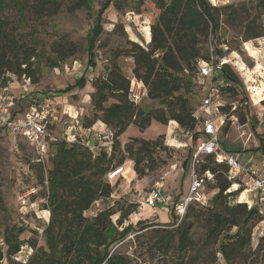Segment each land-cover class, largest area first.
Here are the masks:
<instances>
[{
  "label": "trees",
  "instance_id": "trees-1",
  "mask_svg": "<svg viewBox=\"0 0 264 264\" xmlns=\"http://www.w3.org/2000/svg\"><path fill=\"white\" fill-rule=\"evenodd\" d=\"M91 1L0 0V88L8 86L11 81L8 73L17 79L25 77L32 83L38 81V44L29 32L22 33L20 30L28 22L25 12L38 21L56 15L63 2L70 11H74L81 7L90 9ZM150 1L158 10V15L150 24L149 41L144 46L127 40L126 52L132 58L133 78L123 74L115 53L104 74L91 79V114H85L81 119V128H90L97 121L102 122L113 136L112 146L109 149H93L79 135L71 140L54 137L49 141V151L45 157L49 166L29 164L40 188L37 195L41 200L40 209L48 213L41 231L44 243L38 244L37 231H33L35 236L21 240L19 234L24 227L18 224L0 229V264L4 260L7 264H129L126 257L114 253L112 249L134 227L127 224L119 229L111 219L116 211L110 208L100 210L91 217L84 213L97 200L111 195L113 187L105 179L109 169L129 158L137 178H142L154 170L158 153L165 150L160 141L162 135L149 139L129 137L121 149L118 138L128 126L135 125L143 130L152 120L165 125L168 121H174L182 129L192 131L196 138L200 131H194L197 119L186 93L190 89V76L195 72L194 62L205 56L203 44L219 31L218 18L221 14V8L211 6L208 0ZM110 5L111 0H104L98 7L87 40L89 53L103 31V15ZM257 5L264 6V0H258ZM10 6L18 9L17 21L8 17ZM261 35L263 29L256 18L247 19L241 34L243 41ZM52 52L56 61H63L73 56L77 47L75 43L64 39L52 45ZM88 62L94 63L92 58ZM222 72L230 83L222 86L221 90L236 96L238 86H243L242 77L229 63L222 66ZM134 80L144 85L147 98L158 101L159 107L147 110L130 100L129 91ZM260 104L264 105V99ZM221 109L230 111L229 106ZM246 116L245 113L239 115V122L245 123ZM260 148L264 155L262 143ZM190 157L188 153L183 167L187 166ZM199 169H209L213 173L211 187L216 190L213 198L205 204H189L183 220L176 224L174 219L172 222L176 226L158 235L153 245L166 256L173 243L177 257H172L171 264L203 263L204 247L207 245L213 248L208 264L216 262V252L222 255L227 264H264V234L255 249L250 251L252 229L261 217L246 202L229 203L228 198L235 197L243 189L226 192L231 185L225 176L227 164L215 163L213 156L207 154ZM129 171V167H126L122 173L127 174ZM194 205L203 210L190 219ZM168 208L173 216L172 206ZM0 209L5 211L1 193ZM131 211L119 210L118 225ZM201 219L205 230L203 245L192 234L194 220ZM23 244L28 245L31 252L25 261H19L14 256Z\"/></svg>",
  "mask_w": 264,
  "mask_h": 264
},
{
  "label": "rangeland",
  "instance_id": "rangeland-1",
  "mask_svg": "<svg viewBox=\"0 0 264 264\" xmlns=\"http://www.w3.org/2000/svg\"><path fill=\"white\" fill-rule=\"evenodd\" d=\"M103 1L92 0L90 9L81 7L74 11H70L63 2V6L56 15L44 17L38 21H34L32 15L25 12L28 22L20 30L22 33L29 32L38 44V81L32 83L25 77L16 78V80L11 78L6 94L13 98L17 110H25L34 102L48 103L51 107L50 113L54 115V118L49 117L52 121L49 130L55 138L69 139L70 134L79 133L77 125H81V119L85 114H91L89 104V94L92 91L91 79L104 74L115 53H117L116 61L123 74L128 78H133L132 58L126 52L127 40L136 41L145 46L149 41L150 24L158 15V10L150 0H111L110 7L103 15V31L89 53L87 40L95 22L98 7ZM257 1L208 0L211 6L221 8L218 18L219 31L212 39L216 43L227 42L234 53L228 55V59H230L228 63L239 74L243 70L242 67L253 70L256 67L257 71H261L256 78L259 87L264 91V6H258ZM7 14L8 17L17 21L18 9L15 6H10ZM250 18H256L262 26L263 35L243 41L241 34L246 20ZM64 39L75 43L77 52L63 61H56L52 45ZM246 42H249L253 47L254 54L246 49ZM207 46L208 40L203 44V53L206 52ZM89 58H92L93 64L88 62ZM82 78L84 80L78 83ZM190 79V89L186 96L195 110L201 99V94L206 89V84L204 78L197 77L195 73L191 74ZM243 86L246 89L244 82ZM247 96L250 103L247 100L246 107L240 88H238L236 96H230L227 91L223 92L225 101L234 103L236 107L230 111L224 110L227 117L224 127L218 130L220 145L242 166L255 167L264 172V163H262L264 155L260 148L261 143L264 145V105L258 103L259 96L253 97L254 102L251 100L250 94L247 93ZM32 99L35 101H30ZM138 106L149 110L159 107L160 103L150 100L144 95ZM242 113L247 115V122L243 123V129L251 134L248 141L240 134L241 129L238 127V123H240L238 116ZM234 118L238 123L230 121ZM72 125L75 126L72 127ZM200 127L201 125L197 121L194 131ZM108 130L112 132L111 129L108 128ZM192 134V131L188 132L182 129L174 121H168L165 125L152 120L143 130L135 125L128 126L118 138L120 148L123 149L124 143L128 141L129 137L149 139L162 135L160 141L165 147L164 151L158 153L159 158L156 159L154 170L149 171L142 178H137L136 174L132 178L130 177L132 166L129 164L130 159L126 158L120 165L123 166V171L126 167H129L131 171L127 174L122 171L110 181L105 177L113 187L111 195L108 198L97 200L84 213L91 217L100 210L110 208L116 211L111 219L119 229L127 224L134 227L112 249L114 253L126 257L129 264H171L172 257H177L173 243L166 256L161 249L153 245L158 235L176 226L172 222L174 217L169 213L168 206L170 204L157 203L150 206L146 203V196L147 190L156 181L163 182V194L168 203L187 194L190 182L189 174L192 168L198 170L204 163V157H201L192 166V152L199 137L197 135L195 138ZM92 136L94 138V131L89 129L83 132L80 138L82 141L85 138L89 144H95L96 141L90 139ZM13 142L14 140L0 131V193L5 207V211L0 209V229L3 230L11 224L21 225L24 227V230L19 234L21 240L24 241L35 236L33 231H37L38 244L43 245L41 231L46 223L48 213L40 209L41 200L37 197L40 188L37 186L35 173L29 164L42 163L48 167L49 163L45 159L37 160L35 151L25 140L16 139V147ZM188 153L191 154V157L188 159L187 166L183 167ZM231 186L232 184L226 192L232 191ZM212 190L215 189H212L211 185L205 189L207 202L213 198L216 192V190L214 192ZM246 195L247 191L245 190L235 197H229L228 201L230 204L246 201L248 199ZM120 209L132 211L118 225L117 218ZM201 210L203 209L200 206H192L190 219H193V216L195 217V214ZM262 226L259 222L252 229L250 251L254 250L259 242ZM204 232V221L202 219L194 220L193 238L201 245H203L205 237ZM212 249L209 245L204 247V259L200 264H208V257L211 255ZM30 252L29 246L23 244L14 258L25 261ZM216 257L217 260L214 264H227L220 253L216 252ZM2 264H7V262L4 260Z\"/></svg>",
  "mask_w": 264,
  "mask_h": 264
},
{
  "label": "built area",
  "instance_id": "built-area-1",
  "mask_svg": "<svg viewBox=\"0 0 264 264\" xmlns=\"http://www.w3.org/2000/svg\"><path fill=\"white\" fill-rule=\"evenodd\" d=\"M230 54L234 53L227 42L220 41L216 43L210 36L205 56L197 58L194 62V73L197 77L204 78L206 89L201 94V99L194 110V115L201 127L198 133V141L192 152V166L207 154L213 156L215 163L225 162L228 166L225 176L231 181L232 185L236 184V187L232 190L241 187L242 191L246 190L251 194V201L247 205L248 207L253 206L260 215L259 222L263 225L260 233L264 234V172L255 167L246 168L242 166L234 156L221 148L218 136V130L224 127L227 117L226 111L222 110L221 107L229 106V110L236 107L234 103L225 101L221 90L222 86L230 83L221 70L222 66L229 62L228 55ZM242 68L243 70L240 71L239 75L246 86V89L243 87L246 95L247 93L250 94L253 102V97L259 96L258 103H260L264 99V91L259 87L256 77L261 71H257L256 67L254 70L248 69V67ZM8 76L16 80L13 74L8 73ZM6 91L7 86L0 88V131L14 140V147H16V139L28 142L35 151L37 160L43 161L49 151V141L54 139L49 130L52 123L49 117L54 118V115L50 113L51 107L48 103L34 102L20 112V110L15 109L14 100L6 94ZM144 95H146V88L140 81L134 80L129 91L130 100L138 104ZM230 121L238 123L236 118ZM238 127L241 129L240 134L244 136L245 140H250L251 134L243 129V124L238 123ZM70 135L71 139L75 136L74 134ZM96 139V144H89L93 149H109L114 140L109 131L98 132ZM122 168V165H118L109 169L105 176L106 179L108 181L114 179L122 172ZM189 178L187 194L181 199L168 203L163 194V182L156 181L147 190L146 203L150 206L157 203L170 204L174 219L178 224L185 215L189 204L207 203L204 191L208 185H211L214 177L209 169L195 170L192 168Z\"/></svg>",
  "mask_w": 264,
  "mask_h": 264
},
{
  "label": "crops",
  "instance_id": "crops-1",
  "mask_svg": "<svg viewBox=\"0 0 264 264\" xmlns=\"http://www.w3.org/2000/svg\"><path fill=\"white\" fill-rule=\"evenodd\" d=\"M89 104H90V100H89ZM22 110H20V112H21ZM76 125V124H75ZM75 125H72V126H75ZM78 127H77V130H78V132L79 133H77V135H79L80 137L83 135V132H85V131H87V130H93L94 131V138H93V136H92V138H90V139H94L96 142H95V144L97 143V139H96V134L98 133V132H104V131H107V127L102 123V122H100V121H97L92 127H90V128H84L85 129V131H84V129L83 128H81V125H77ZM79 129H80V131H79ZM70 132V131H69ZM69 139H71V136H70V138ZM85 141H86V139L85 138H83ZM262 163H264V158H263V162ZM129 164L132 166V161L130 160V162H129ZM132 168V167H131ZM132 170V173H131V178H132V176H134L135 175V173H134V171H133V169H131ZM213 189V188H212ZM213 192L215 191V190H212ZM204 193H205V191H204ZM215 194V193H214ZM184 197V196H183ZM246 197L248 198L246 201L244 200V201H237V202H246V203H250V201H251V194L249 193V192H247V195H246ZM207 198V197H206ZM209 198V197H208ZM179 199H181V197H179L178 199H176L175 201H177V200H179ZM175 201H173V202H175Z\"/></svg>",
  "mask_w": 264,
  "mask_h": 264
},
{
  "label": "bare ground",
  "instance_id": "bare-ground-1",
  "mask_svg": "<svg viewBox=\"0 0 264 264\" xmlns=\"http://www.w3.org/2000/svg\"><path fill=\"white\" fill-rule=\"evenodd\" d=\"M245 47H246V49L251 53V54H254L255 53V50L253 49V47L250 45V43L249 42H246L245 43ZM258 67L260 66V65H257ZM122 171H123V168H122ZM236 187V184H233L232 186H231V189H234Z\"/></svg>",
  "mask_w": 264,
  "mask_h": 264
},
{
  "label": "water",
  "instance_id": "water-1",
  "mask_svg": "<svg viewBox=\"0 0 264 264\" xmlns=\"http://www.w3.org/2000/svg\"><path fill=\"white\" fill-rule=\"evenodd\" d=\"M222 70V69H221ZM239 88H240V90L242 91V94L244 95V103H245V106L247 107V100H248V98H247V95H246V92H245V89L243 88V86H241V85H239L238 86Z\"/></svg>",
  "mask_w": 264,
  "mask_h": 264
}]
</instances>
